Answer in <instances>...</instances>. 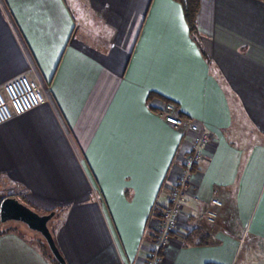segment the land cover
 <instances>
[{
    "label": "crops",
    "instance_id": "obj_1",
    "mask_svg": "<svg viewBox=\"0 0 264 264\" xmlns=\"http://www.w3.org/2000/svg\"><path fill=\"white\" fill-rule=\"evenodd\" d=\"M19 76L48 101L0 125V198L59 212L68 264H147L195 137L162 119L167 104L211 140L162 264L264 249V0H201L197 34L177 0H0V88ZM0 264L54 263L14 224Z\"/></svg>",
    "mask_w": 264,
    "mask_h": 264
},
{
    "label": "built area",
    "instance_id": "obj_2",
    "mask_svg": "<svg viewBox=\"0 0 264 264\" xmlns=\"http://www.w3.org/2000/svg\"><path fill=\"white\" fill-rule=\"evenodd\" d=\"M47 101L43 87L38 82L27 76H19L11 80L0 88V125L44 105ZM160 116L176 129H189L195 137L192 141V151L185 157L181 173L170 192L167 205L164 206L147 264L163 263L165 250L177 231L178 218L186 203L193 168L204 160V146L211 140L210 136L199 126L183 119L175 104H167ZM211 206L221 207L222 203L220 200L213 199ZM217 217V212L211 208L201 215L202 220L211 226L216 225ZM247 236L248 231L244 230L239 240V248L246 244Z\"/></svg>",
    "mask_w": 264,
    "mask_h": 264
},
{
    "label": "water",
    "instance_id": "obj_3",
    "mask_svg": "<svg viewBox=\"0 0 264 264\" xmlns=\"http://www.w3.org/2000/svg\"><path fill=\"white\" fill-rule=\"evenodd\" d=\"M57 211L40 213L29 207L20 199L8 196L0 201V225L11 222L24 225L28 230L40 235L58 264H68L61 253L51 229Z\"/></svg>",
    "mask_w": 264,
    "mask_h": 264
},
{
    "label": "trees",
    "instance_id": "obj_4",
    "mask_svg": "<svg viewBox=\"0 0 264 264\" xmlns=\"http://www.w3.org/2000/svg\"><path fill=\"white\" fill-rule=\"evenodd\" d=\"M177 1L183 7L184 16H185L186 22L188 24V27L190 29V32L194 33V34H197V20H198V13L200 11L201 0H177ZM4 198H6V197L0 198V201L3 200ZM20 201H22V200L20 199ZM58 213H57V216H58ZM42 214H44V213H42ZM14 224L20 225L26 232H28L29 234L34 235L37 238H39L41 243H42V247H43V250H44L45 254L52 260V262L54 264H58L57 261L52 256L51 252L49 251V248H48L45 240L40 235L28 230V228H26L24 225L19 224V223H15V222H11V223H7V224H1L0 228L1 227H5V226L6 227L7 226H11V225H14ZM198 232H200V231H198ZM197 234L198 233L195 232L191 236H196ZM198 235L202 236L201 233H199Z\"/></svg>",
    "mask_w": 264,
    "mask_h": 264
},
{
    "label": "rangeland",
    "instance_id": "obj_5",
    "mask_svg": "<svg viewBox=\"0 0 264 264\" xmlns=\"http://www.w3.org/2000/svg\"><path fill=\"white\" fill-rule=\"evenodd\" d=\"M58 220L55 218L54 220H53V222H52V225L53 226H55V224H57L58 222H57ZM24 230V229H23ZM245 248V247H244ZM242 249V251H241V254H240V257H241V255L242 256H244V254H246L245 252H244V250L245 249ZM259 248H261V249H259V251L257 252V254L256 253H254V261L253 262H251L250 264H264V249L262 248V247H260V245H259ZM243 252H244V254H243ZM250 254V253H249ZM242 259H243V257H242Z\"/></svg>",
    "mask_w": 264,
    "mask_h": 264
}]
</instances>
